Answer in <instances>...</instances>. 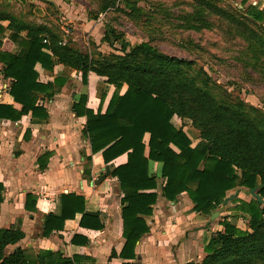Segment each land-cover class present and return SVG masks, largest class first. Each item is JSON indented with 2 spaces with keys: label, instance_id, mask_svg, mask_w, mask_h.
I'll return each mask as SVG.
<instances>
[{
  "label": "trees",
  "instance_id": "trees-1",
  "mask_svg": "<svg viewBox=\"0 0 264 264\" xmlns=\"http://www.w3.org/2000/svg\"><path fill=\"white\" fill-rule=\"evenodd\" d=\"M110 4L112 1L105 0L104 8ZM246 12V18L255 25L264 20V10L248 7ZM4 21L8 24L4 25ZM25 31L27 35L23 37ZM110 36L111 31L106 38L109 40ZM15 45H19L18 52L13 51ZM129 46L122 42L121 49L127 52L123 57L93 60L87 52L60 44L56 33L46 26L20 21L0 10V63L4 77L11 79L9 93L16 104L0 103V119L18 122L28 114L34 123L48 119L49 113L41 102L60 93L67 80L56 77L53 81H42L36 70L38 64L47 71H53L57 63L80 71L84 85L90 72L106 77L115 92L104 113L101 106L97 111L87 107L86 94L75 97L72 109L77 116L86 117L83 133L92 154L101 152L105 164L127 155L126 163L112 169L107 167L106 173L99 177L100 180L108 175L116 177L122 194L125 244L119 254L113 251L111 258H135L137 243L150 231L143 216L153 213L160 177L164 180L163 198L176 201L178 195L186 192L200 214L215 217L220 208L237 203L233 208H225L247 216L251 231L239 229L227 217L222 219L220 225L224 230L215 232L205 246L207 256L202 264H222L223 259L225 264H251L254 257L264 255V202L253 196L249 201L230 199L229 193L256 190L264 200V132L239 108L219 104L192 81L184 80L181 73L171 69L173 58L158 51L151 42ZM124 84L128 88L120 95ZM104 97L102 94V102ZM174 116L184 123L190 119L201 139L196 146H192L191 138L182 128L173 124ZM145 134H149L147 144ZM49 155L46 153L42 160ZM153 162L160 164L159 176L152 173ZM45 166L40 163L41 168ZM3 190L0 183V204ZM25 209L37 211L32 194H27ZM77 214L81 215L80 227L95 231L104 228L101 214L88 212L83 197L61 194L58 212L44 216L43 236L63 230L65 221ZM24 236L20 229H0V264H95L88 256L64 257L52 250L36 254L21 247L5 256V248ZM71 243L84 246L90 240L74 234Z\"/></svg>",
  "mask_w": 264,
  "mask_h": 264
},
{
  "label": "crops",
  "instance_id": "crops-1",
  "mask_svg": "<svg viewBox=\"0 0 264 264\" xmlns=\"http://www.w3.org/2000/svg\"><path fill=\"white\" fill-rule=\"evenodd\" d=\"M245 4L264 10V0H247ZM26 35V31L22 33L23 37ZM19 49V45L13 47L14 52ZM2 68L0 63V103L16 106L9 93L11 79L4 77ZM36 70L42 81L65 77L67 82L60 93L41 102L49 113L46 121L34 123L31 114L23 116L18 122L0 119V183L4 186L0 229L16 228L25 234L22 240L5 248V256L21 247L36 254L52 250L64 257L88 256L95 264H200L206 255L205 246L214 232L223 231V226L211 221L216 216L212 218L196 212L186 192L178 195L176 201L163 198L161 186L164 180L160 177L159 196L153 213L143 216L150 231L137 243L135 258H111L112 252L119 254L125 244L122 236V194L116 177L108 175L102 180L99 177L106 173L107 167L112 169L126 163L127 155L105 164L101 152L92 154L89 140L83 133L86 117L77 116L72 105L76 96L86 94L87 107L97 111L101 106L104 113L115 88L106 82V77L94 72L88 74V83L84 85L80 71L60 63L53 71L44 70L39 64ZM127 88L124 84L119 90L120 95ZM102 94L105 95L103 102ZM172 122L189 137V131L194 132L196 140L192 141V146L201 141L198 131L191 124L184 123L178 116H174ZM148 140L149 134H145L144 142L147 144ZM46 153H50L48 159L42 160ZM40 163L46 165L45 168H41ZM151 170L159 176L160 164L153 162ZM27 194L34 196L36 212L25 209ZM61 194L83 197L88 212L101 214L104 228L95 231L80 227L81 215L77 214L74 219L65 221L63 230L43 236L44 216L58 212ZM74 234L87 237L90 243L84 246L72 244Z\"/></svg>",
  "mask_w": 264,
  "mask_h": 264
},
{
  "label": "rangeland",
  "instance_id": "rangeland-1",
  "mask_svg": "<svg viewBox=\"0 0 264 264\" xmlns=\"http://www.w3.org/2000/svg\"><path fill=\"white\" fill-rule=\"evenodd\" d=\"M110 1L104 8L105 0H1L0 8L20 21L48 27L60 44L65 41L93 60L125 56L122 42L129 47L151 42L173 58L170 67L184 80L192 81L219 104L239 108L264 132V20L258 25L249 21L242 0ZM186 123L190 125V119ZM193 133L189 131L195 142ZM233 194L232 198H252L246 190L229 193ZM236 205L220 208L211 221L220 223L227 217L250 232L247 216L225 208ZM251 264H264V255L254 257Z\"/></svg>",
  "mask_w": 264,
  "mask_h": 264
},
{
  "label": "water",
  "instance_id": "water-1",
  "mask_svg": "<svg viewBox=\"0 0 264 264\" xmlns=\"http://www.w3.org/2000/svg\"><path fill=\"white\" fill-rule=\"evenodd\" d=\"M251 195H252L253 197H256L258 201L264 202V200L261 199L260 195H258V194L256 193V190H252V191H251ZM234 196H235V194L231 195L229 198H230V199H233L232 197H234ZM227 202H228V200L225 201V203H227ZM218 214H219V211L215 213V216H217ZM213 217H214V216H213ZM213 217H212V218H213Z\"/></svg>",
  "mask_w": 264,
  "mask_h": 264
},
{
  "label": "built area",
  "instance_id": "built-area-1",
  "mask_svg": "<svg viewBox=\"0 0 264 264\" xmlns=\"http://www.w3.org/2000/svg\"><path fill=\"white\" fill-rule=\"evenodd\" d=\"M62 44H65V41H64V42H62Z\"/></svg>",
  "mask_w": 264,
  "mask_h": 264
}]
</instances>
